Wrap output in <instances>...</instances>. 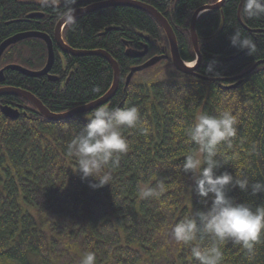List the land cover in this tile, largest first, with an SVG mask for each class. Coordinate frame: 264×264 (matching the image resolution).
Returning a JSON list of instances; mask_svg holds the SVG:
<instances>
[{"label": "trees", "instance_id": "16d2710c", "mask_svg": "<svg viewBox=\"0 0 264 264\" xmlns=\"http://www.w3.org/2000/svg\"><path fill=\"white\" fill-rule=\"evenodd\" d=\"M108 0H77L76 8ZM159 12L176 38L180 58L195 60L189 26L194 12L218 0H139ZM241 0H225L219 10L203 13L196 21L200 64L193 75L177 72L170 60L126 77L134 66L168 50L157 22L129 7H107L76 17L71 29L64 26L62 39L74 50H102L119 68L118 88L106 104L111 108L136 106L149 131L123 128L129 151L116 167L106 166L109 185L91 188V178L82 180L78 160L68 145L95 110L70 120L48 122L23 99L0 97V107L19 108L17 120L0 113V264H80L94 252L96 264H199L193 246L213 245L210 236L193 245L177 244L171 226L180 219L206 211L195 193L191 174L180 171L185 156L197 149L185 129L201 112L218 115L231 110L238 120L231 148L220 146L223 165L217 174L248 177L249 184L264 183V64L243 77L236 88L232 79L264 61V16L247 18ZM62 5L43 8L38 0H0V43L23 32H40L53 40ZM31 13L42 18L26 20ZM238 16L242 24L238 21ZM107 29H110L106 31ZM236 30L251 37L256 51L250 56L230 46ZM145 37L149 39L145 41ZM144 58L126 57V48L142 51ZM54 64L49 75L28 78L15 71L4 72V86L30 92L52 113H64L105 95L113 82L109 63L99 56L61 55L53 43ZM190 55V56H189ZM43 41L30 38L8 47L0 69L10 65L40 71L46 64ZM215 60L214 71L206 72ZM162 74L164 78H158ZM140 75L148 79H138ZM211 79V80H203ZM213 80V81H212ZM105 106V105H104ZM163 181L167 192L157 199H142L141 192ZM237 203L264 204L256 195L229 188ZM220 264H264V234L249 252L231 242L221 245Z\"/></svg>", "mask_w": 264, "mask_h": 264}, {"label": "clouds", "instance_id": "9594fccd", "mask_svg": "<svg viewBox=\"0 0 264 264\" xmlns=\"http://www.w3.org/2000/svg\"><path fill=\"white\" fill-rule=\"evenodd\" d=\"M43 8L62 5L57 13V19L71 29L76 25L75 17L77 0H38ZM243 14L247 18L264 16V0H243ZM230 46L238 51H246L252 55L256 44L251 37L244 36L239 30L229 36ZM217 62L211 61L206 72L219 76L214 71ZM85 119L88 123L82 127L71 140L68 150L78 160L81 179L91 178L95 183L89 187L98 188L109 185L111 175L104 171L106 166L116 167L120 156L129 151V143L122 135L123 128H139L142 134L149 129L146 121H142L136 106L115 107L107 105L97 108ZM238 120L231 110H224L218 115L206 112L198 114L193 124L185 129L188 140L197 149L185 156L180 171L191 174L195 193L202 199L204 205H209L206 211H197L194 216L180 219L171 226L172 239L181 245H193L210 236L213 245L201 249L193 246L192 256L199 264H220L222 260L221 245L229 242L239 244L251 252L255 244L264 234V204L253 206L249 203H237L227 195L229 188H238L251 194L264 193V183L249 184V179L243 175L233 176L227 171H217L225 165L221 158L220 146L231 148L237 135ZM167 192L163 181H158L155 187H148L141 192L142 199L159 200ZM80 264H96L94 252L83 255Z\"/></svg>", "mask_w": 264, "mask_h": 264}, {"label": "water", "instance_id": "95a60500", "mask_svg": "<svg viewBox=\"0 0 264 264\" xmlns=\"http://www.w3.org/2000/svg\"><path fill=\"white\" fill-rule=\"evenodd\" d=\"M224 1L225 0H218V2H216L215 4L203 6L194 12V14L191 18V21H190L189 33H190L191 45H192L194 55H195V60L193 62H190V63L184 62L180 58L176 38L173 34V31H172L170 25L166 21V19L159 12H157L154 8L140 2L139 0H108V1L89 4L85 7L76 8L75 17L83 16V15H86V14H89V13H92L94 11L104 9L107 7H129V8L138 9V10L146 13L147 15L152 17L157 22V24L161 27V29L163 30L164 35L166 37V40L168 42V50L164 51V53L159 55V56L149 58L147 61H145L143 64H141L139 66L132 67L129 71V74L126 77L125 84L127 85L130 82L131 78L134 76V74L140 73L143 70H146V69L156 65L157 63H159L160 61H163V60H170L173 68L177 72L184 74V75H193L195 69L200 64V58H201L199 50H198V39H197V35H196V30H195L196 21H197L198 17L205 12L219 10ZM241 5H242V0L240 2L238 12L241 8ZM42 16L43 15L40 13H31V14H28L26 16V19L30 20L33 18H40ZM238 21L240 24H242L240 19H239V16H238ZM63 28H64L63 23L58 20V22L56 23V25L54 27L53 40H51V38L48 37L44 33L23 32V33H18V34L11 36L10 38L4 40L0 44V58H1V55L3 54V52L9 46L15 45V44L19 43L20 41H23L25 39H30V38H36V39L43 41L45 43L46 49H47V60H46V64L43 67V69H41L40 71H30V70H27V69L22 68L20 66H15V65L7 66L3 69H0V84L4 82V71L5 70L15 71V72H17V73H19L25 77H28V78H41V77L47 76L49 81H53V82L56 81L57 77L49 75V72L52 69V66L54 64V59H55L54 50H53V43L56 45V47L59 49V51H61L63 54L70 55L73 57L99 56V57L104 58L109 63V65L111 66L112 71H113V82H112V85H111L110 89L108 90V92L95 101H92V102H90L84 106L74 108V109L69 110V111L64 112V113H52V112H50L48 109H46L42 105V103L36 97H34L28 91L18 89V88H14V87H0V97L12 96V97H16V98H20V99L25 100L26 102L31 104L34 107V109L37 111V113L39 115H41L48 122H59V121L70 120L77 115L87 113L89 111L95 110L101 106L106 105L115 95L117 88H118V83H119L118 65L111 58V56L109 54H107L106 52H104L102 50L80 51V50L71 49L70 47H68L64 43V41L62 39ZM108 30H110V29H107L106 31H108ZM144 39L146 42L149 41V39L147 37H145ZM146 53H147V46L146 45L144 46V49L142 51L137 50V49H133V48H128V47L126 48V51H125L126 57L131 58V59L142 58L146 55ZM259 64H264V61H261V62L254 64L249 70L245 71L244 73H242V74H240V75H238L232 79L221 80V81H228V82L237 81V83L230 86V88H232V89L236 88L240 84L241 79L243 77H245L246 75H248L250 72H252L257 67V65H259ZM189 65H191V66H189ZM202 79L208 80V81L211 80V79H205V78H202ZM0 113L5 118L14 121V120H17L19 117V108H12L9 106H1L0 107Z\"/></svg>", "mask_w": 264, "mask_h": 264}, {"label": "rangeland", "instance_id": "374dc122", "mask_svg": "<svg viewBox=\"0 0 264 264\" xmlns=\"http://www.w3.org/2000/svg\"><path fill=\"white\" fill-rule=\"evenodd\" d=\"M157 64H158V63H157ZM164 77H165V76L162 75V74H159V75H158V78H164ZM138 79L146 80V79H148V77H147V76L140 75V76L138 77Z\"/></svg>", "mask_w": 264, "mask_h": 264}, {"label": "flooded vegetation", "instance_id": "af4514ba", "mask_svg": "<svg viewBox=\"0 0 264 264\" xmlns=\"http://www.w3.org/2000/svg\"><path fill=\"white\" fill-rule=\"evenodd\" d=\"M42 17H43V16H42ZM42 17H40V18H42ZM33 19H34V18H33ZM33 19H30V20H33ZM26 20H27V19H26ZM30 20H29V21H30ZM8 38H10V37H8ZM8 38H7V39H8ZM5 40H6V39H5ZM1 43H2V42H1ZM1 43H0V44H1ZM9 47H10V46H9ZM59 52H60V51H59ZM1 56H2V55H1ZM142 58H144V57H142ZM163 61H166V60H163ZM160 62H161V61H160ZM5 71H6V70H5ZM5 71H4V72H5ZM9 71H10V70H9ZM0 87H8V86H4V84L1 83V84H0Z\"/></svg>", "mask_w": 264, "mask_h": 264}, {"label": "bare ground", "instance_id": "6f19581e", "mask_svg": "<svg viewBox=\"0 0 264 264\" xmlns=\"http://www.w3.org/2000/svg\"><path fill=\"white\" fill-rule=\"evenodd\" d=\"M201 15H202V14H201ZM201 15H200V16H201ZM200 16H199V17H200ZM199 17H198V18H199ZM60 54H61V55H66V54H63L61 51H60ZM189 56H190V55H189ZM15 66H16V65H15ZM189 66H191V65H189ZM152 67H153V66H152ZM150 68H151V67H150ZM143 71H145V70H143ZM66 112H67V111H66Z\"/></svg>", "mask_w": 264, "mask_h": 264}]
</instances>
